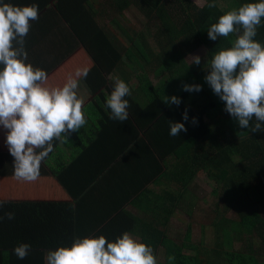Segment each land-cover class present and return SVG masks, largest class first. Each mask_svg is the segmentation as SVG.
<instances>
[{"label":"trees","instance_id":"trees-1","mask_svg":"<svg viewBox=\"0 0 264 264\" xmlns=\"http://www.w3.org/2000/svg\"><path fill=\"white\" fill-rule=\"evenodd\" d=\"M210 2L57 1V11L69 24L75 38V42L64 39L67 49L63 51V63L70 60L79 47L77 52L88 56V60L76 61L71 66L75 73L88 70L86 77H71L78 80V87L87 80L91 98L106 88L110 95L114 84H108L105 75L110 72L126 75L121 78L129 85L133 97L130 95L125 99L132 111L139 108L136 114L143 118V136L146 141H152L156 153V160L149 169L151 181H145L144 189L130 200V204L146 217L121 207L102 219L98 228L77 237L75 233L83 230L80 222L76 227L78 215L74 202L55 174L38 176L34 181L0 176V201L4 202L0 217L15 212L14 220L0 221V264H46L45 257L50 250L71 246L78 238L103 235L111 242L125 232L138 236L152 249L158 246L154 255L163 248L164 259L158 264H264V132L241 129L204 79L214 54L231 47L236 39V34H230L227 38L210 40V26L227 11L238 10L243 4L258 0H215L214 8L207 6ZM65 3H73L71 8L77 5L80 9H61ZM88 3L93 5L83 9ZM131 8L138 9L146 21L141 26L131 25L126 29L117 17ZM110 22L124 39L123 47L129 57L118 71L115 64L119 61V53L116 48L111 49L113 41L104 30V27H112ZM150 35L155 44L148 41ZM100 36H106L105 40ZM254 39L264 44V18ZM199 46L206 48L200 65L185 62L187 52ZM150 76L160 79V85L154 88ZM60 78L63 86L68 79L61 75ZM184 84H200L202 90L183 91ZM103 94L101 98L106 100ZM174 95L181 99L178 107L163 100ZM186 110L188 119L184 121ZM93 112L96 119L107 121L103 111ZM170 121L184 122L187 131H181L176 137L170 136ZM3 130L0 126V153L6 154L10 152L6 144L7 130ZM96 132L98 128L82 142L83 146L94 140ZM64 164L67 163L64 161ZM199 176H205L215 184L214 193L222 190L219 197L224 208L236 214L229 219L223 216L225 213L221 214L216 223L217 240L209 247L192 243L191 225L180 243L167 239L165 231L158 227H165L171 216L177 217L176 208ZM236 240L242 245L239 250L233 249ZM22 243L31 245L23 260L14 254V248Z\"/></svg>","mask_w":264,"mask_h":264},{"label":"clouds","instance_id":"clouds-1","mask_svg":"<svg viewBox=\"0 0 264 264\" xmlns=\"http://www.w3.org/2000/svg\"><path fill=\"white\" fill-rule=\"evenodd\" d=\"M216 7L215 0L207 5ZM39 5L18 6L0 0V126L7 130L6 144L14 157V175L25 181L39 176L41 163L53 152V141H68L66 134L81 129L87 119L77 95L78 80L69 78L62 87H48L46 71L26 63L25 37L31 24L39 19ZM264 18V0L243 4L238 10L221 15L208 29V38L217 40L236 34L231 47L219 50L206 68L205 82L225 103V110L238 121L241 129L264 132V44L254 39ZM200 65L201 57L193 56ZM88 70L76 76H87ZM200 84H184L183 91L199 92ZM131 95L129 85L117 78L107 97L111 119L128 120L130 107L125 97ZM166 104L181 103L178 96L164 97ZM187 121V110L183 114ZM255 120V123L252 121ZM193 118V123H196ZM186 132L184 122H171L169 135ZM39 150V151H38ZM4 202L0 201V207ZM14 220L15 212L3 219ZM31 245L14 248L18 259H25ZM173 259V257H170ZM46 264H158L152 247L125 232L115 241L105 236L76 239L71 246L50 250Z\"/></svg>","mask_w":264,"mask_h":264},{"label":"crops","instance_id":"crops-1","mask_svg":"<svg viewBox=\"0 0 264 264\" xmlns=\"http://www.w3.org/2000/svg\"><path fill=\"white\" fill-rule=\"evenodd\" d=\"M57 1L4 0V2L21 7L39 5L41 10L39 19L30 21L31 27L25 37L24 47L28 53L26 63H31L35 68L47 72L46 86L48 87H61L60 75L68 80L71 77H77L71 66L76 61L88 60V56L85 57L82 53L77 52L79 47L70 60L63 63V51L67 49L64 39L75 42V38L71 34L72 30L69 24L57 11ZM71 1L77 2L78 0ZM91 5L93 3L85 4L83 9L87 10ZM71 7H73V3L61 5V9L64 10L80 9L77 5L74 8ZM104 30L108 32L113 41L114 45L111 49L116 48L119 53V61L115 64V70L118 71L121 69L122 62L129 57L123 47L124 43L120 42V37L116 35L112 27H104ZM106 36L100 37L104 41ZM2 67L0 65V68ZM116 73L110 72L108 75L103 73L108 79V84H114L117 78L123 80L121 75L125 78V73L121 75ZM88 85L87 80L83 82L78 87L77 95L82 101L85 117L89 118V121L81 129H87L90 135L94 133L95 128H98L94 140L88 146H83L82 142L88 137L85 133L79 138L73 136V133H69L70 139L64 143L54 140V150L41 163L39 172V176L55 174L56 180L72 198L78 215L76 227L80 222L83 230L75 233L77 237L93 228H98L102 219L107 218L121 207L131 211L127 206H132L130 200L144 189L145 181H151L148 178L150 176L149 169L153 160H156L152 141H146L143 136L145 129L144 126H141L143 118L136 114L139 108H134L132 111L129 107L127 121L113 120L110 118L111 110L106 105L109 96L107 88L99 92L98 96L91 98ZM101 94L105 96L106 100L101 98ZM158 103L161 106V101ZM93 111H103L107 121L96 119ZM81 146H83V151H81ZM63 148L66 149V156L62 155ZM64 161L67 164H64ZM0 176H15L14 157L10 153H0ZM134 208L139 211L136 207Z\"/></svg>","mask_w":264,"mask_h":264},{"label":"rangeland","instance_id":"rangeland-1","mask_svg":"<svg viewBox=\"0 0 264 264\" xmlns=\"http://www.w3.org/2000/svg\"><path fill=\"white\" fill-rule=\"evenodd\" d=\"M117 17V16H113ZM121 17V18H120ZM119 22L124 27L130 28L131 25L138 27L141 26L142 22L145 23L146 18L141 15L138 9L131 8V10H126L123 12L122 16L119 15L117 17ZM116 18V19H117ZM112 26V22H110ZM112 29L116 33L117 36L120 37V42L123 43L124 39L120 36L119 31L115 26H112ZM150 37V38H149ZM148 37V41L152 44L154 43L151 35ZM155 44V43H154ZM156 47H154V50ZM206 52L205 46H199L194 50L188 51L187 55L184 56V61L187 63L193 62V56L199 55L202 57ZM127 62L125 61V66ZM130 70L129 72H131ZM138 73V71H137ZM129 75L128 73H126ZM150 83L154 88L160 85L161 80L157 78H153L150 76ZM83 133L89 135L87 129H79L76 132H73V136L79 138ZM69 138V133L66 134ZM62 155L66 156V149L63 148ZM52 173H50L51 175ZM215 184L206 179L205 176H199L195 179V181L190 185L189 192L187 197L184 198L183 202L178 205L175 213L177 217L173 218L172 216L169 218L165 227L158 225L161 229L165 231V236L167 239H171V241L175 243H180L183 240L185 231L189 225L192 226V237L191 241L195 245H201L204 247H209L217 240L216 238V223L222 217L221 214L225 213L226 218H233L236 216L234 212L231 210H227L224 208V203L220 199V195H222V190H217V193L213 192ZM128 209L136 213L141 217H146V214L140 213L133 206H127ZM136 236V235H135ZM133 236L135 239L139 240L138 236ZM82 237V236H79ZM79 239V238H78ZM242 245L236 240L233 243V249L239 250ZM156 249H153L156 252ZM157 262H163L164 250L163 248L159 249V252L156 253ZM214 264H226V263H214Z\"/></svg>","mask_w":264,"mask_h":264}]
</instances>
